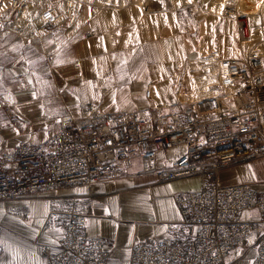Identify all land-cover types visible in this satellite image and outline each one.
<instances>
[{
    "label": "crops",
    "instance_id": "1",
    "mask_svg": "<svg viewBox=\"0 0 264 264\" xmlns=\"http://www.w3.org/2000/svg\"><path fill=\"white\" fill-rule=\"evenodd\" d=\"M214 52L240 55L238 23L199 7L146 13L137 5L100 11L88 5L39 38L0 30V153L47 141L85 103L142 116L182 113L197 98L194 80L202 71L193 63ZM185 152L184 145L158 152V167H170ZM141 169L136 158L131 175L117 181L0 202V264H50L44 249H58L70 211L88 216L85 235L103 241L109 264H129L133 249L148 239L184 242L196 229L182 223L176 198L199 191L200 177L159 183ZM219 184H246L263 194L264 157L225 169ZM242 216L256 231L230 263L264 234L257 210Z\"/></svg>",
    "mask_w": 264,
    "mask_h": 264
},
{
    "label": "built area",
    "instance_id": "2",
    "mask_svg": "<svg viewBox=\"0 0 264 264\" xmlns=\"http://www.w3.org/2000/svg\"><path fill=\"white\" fill-rule=\"evenodd\" d=\"M87 4L98 7L95 0H59L51 5L41 0H0V30L24 40L39 38ZM111 4L152 11L126 0H107L100 7ZM224 14L237 20L240 55L225 58L214 52L193 64L202 70L206 94L194 89L197 98L170 117L157 111L142 116L83 104L80 116L65 117L62 130L47 141L23 143L0 153V202L117 181L131 175L138 158L139 174L156 175L159 183L199 176L201 187L176 198L182 223L195 227L194 233L182 243L148 239L133 249L129 264H229L232 253L256 231L243 212L257 210L264 221V193L246 184H219L225 169L264 157V43L252 38L247 16ZM146 95L150 97L151 91ZM180 145L186 152L160 169L158 152ZM87 219L82 212L68 213L58 249H44L50 264H109L103 241L85 235ZM251 264H264V234Z\"/></svg>",
    "mask_w": 264,
    "mask_h": 264
},
{
    "label": "rangeland",
    "instance_id": "3",
    "mask_svg": "<svg viewBox=\"0 0 264 264\" xmlns=\"http://www.w3.org/2000/svg\"><path fill=\"white\" fill-rule=\"evenodd\" d=\"M41 1L45 5L57 4L59 2V0H41ZM95 1L97 2L98 7H95L93 5H90V6H92L97 11H100L104 8H113V7H111L112 4L109 6H106V7H100L107 0H95ZM110 1L112 2L115 0H110ZM126 1H129L131 3L132 2L139 3L143 6H145L146 8L151 9L152 11L149 13L178 11V10H181L184 8H192V7H196V8L199 7L203 10L210 11L213 13L219 12L220 14H224L227 12L235 13L238 16H241L239 9L246 11V13H249V14L251 12H255V14H251V15H256L255 17H251V19L247 18L248 19V31L257 40L264 42V0L256 1L258 9L257 8L254 9L253 6L251 7V5H250L251 1L250 0H191V2H189V0H126ZM241 2H244V3L241 5ZM86 3H89V2H86ZM88 5L89 4L82 5V7H80L78 9V11L76 12V15H74L71 19H73L75 16H77L78 13L81 11V9L84 6H88ZM137 6H139V5H137ZM221 12H223V13H221ZM224 15L227 16V14H224ZM231 18L236 20V18H233V17H231ZM88 33L89 32H86V36H88L87 35ZM193 64H196V63H193ZM192 67L195 69L194 66H192ZM201 77H202V73L201 74L199 73L195 78L196 81L198 79H201ZM200 85L201 86L203 85L202 80H200ZM194 93H195V91H194ZM199 93H200V91H199ZM194 97H195V95H194ZM257 255H258V246H253V247L248 248L246 251L243 252V254L240 257H238L234 262L229 263V264H251L252 260Z\"/></svg>",
    "mask_w": 264,
    "mask_h": 264
},
{
    "label": "bare ground",
    "instance_id": "4",
    "mask_svg": "<svg viewBox=\"0 0 264 264\" xmlns=\"http://www.w3.org/2000/svg\"><path fill=\"white\" fill-rule=\"evenodd\" d=\"M251 1V7L253 6V8L254 9H258V7H257V4H256V1H258V0H250ZM244 2H241V5L243 4ZM239 8V7H238ZM239 11H240V15L241 16H239V17H242V16H248V18L249 19H251V17H255L256 15H251V14H255V12H251L250 14L249 13H246V11H243V10H240L239 9ZM257 11V10H256ZM251 36H252V38L255 40V41H259V40H257L255 37H253V35L251 34ZM260 42V41H259ZM264 43V42H263ZM198 63H200V62H198ZM199 80H202V82H204V79L203 78H201V79H198L196 82H194V89H195V91L196 92H198L199 93V91H200V94H202V95H204V94H206L205 93V89H203V85L201 86V85H198V83L197 82H199ZM239 251L240 250H237V252L235 253L236 254V256L239 254Z\"/></svg>",
    "mask_w": 264,
    "mask_h": 264
},
{
    "label": "snow or ice",
    "instance_id": "5",
    "mask_svg": "<svg viewBox=\"0 0 264 264\" xmlns=\"http://www.w3.org/2000/svg\"><path fill=\"white\" fill-rule=\"evenodd\" d=\"M189 2H191V0H189ZM58 63H59V61H58ZM97 75H101V73L98 72ZM29 83H31V81H29ZM88 83L91 86V82H88ZM33 96H35V93H33ZM5 99L8 100L11 103H15V101L11 98V96H6ZM112 102L114 104L116 103L115 96H113ZM41 107H43V106H41ZM117 110H119V109H117Z\"/></svg>",
    "mask_w": 264,
    "mask_h": 264
}]
</instances>
